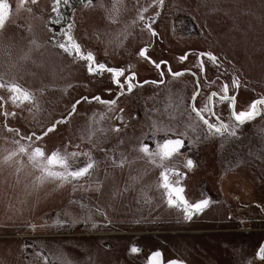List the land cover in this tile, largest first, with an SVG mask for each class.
I'll return each instance as SVG.
<instances>
[{
	"label": "rangeland",
	"instance_id": "rangeland-1",
	"mask_svg": "<svg viewBox=\"0 0 264 264\" xmlns=\"http://www.w3.org/2000/svg\"><path fill=\"white\" fill-rule=\"evenodd\" d=\"M55 13L64 16L57 39ZM66 33L82 53L93 54L92 63L123 69L118 78L123 89L135 74L132 90L121 93L114 73H89L88 61L60 48ZM179 72L184 74L173 75ZM0 77L24 84L35 97L21 106L9 99L7 122L0 100V264H144L147 254L160 248L167 259L189 264H264L256 251L264 237V208L253 204L259 199L264 206V105L259 116L239 125L231 100L215 96L212 108L229 125L223 135L210 131L191 110L194 100L219 126L206 110L211 91L224 95L227 84L237 112L264 98V0H164L162 5L158 0H61L59 5L38 0L26 6L15 0L0 33ZM160 80L164 83H152ZM98 93L116 103L92 100ZM0 94L9 97V90ZM53 124L55 130L42 139H23L41 136ZM233 129L235 136L229 135ZM173 136L187 144L164 165L186 169L185 160L195 154L201 165L188 174L187 184L195 196L206 183L221 199L206 215L213 222L180 221L177 207L172 212L164 202L159 158L152 163L139 150L147 143L155 152L162 139ZM20 146L29 152L39 146L46 155L86 153L74 158L73 167L89 159L97 165L78 180L41 179ZM10 153L16 155L5 161ZM224 161L236 168L223 170ZM236 213H247L263 229L248 236L186 231L239 224ZM138 245L144 251L137 255L131 249Z\"/></svg>",
	"mask_w": 264,
	"mask_h": 264
},
{
	"label": "snow or ice",
	"instance_id": "snow-or-ice-1",
	"mask_svg": "<svg viewBox=\"0 0 264 264\" xmlns=\"http://www.w3.org/2000/svg\"><path fill=\"white\" fill-rule=\"evenodd\" d=\"M25 0H21V3H24ZM37 0H31V3L35 4ZM69 0H63V3L67 4ZM88 3H91L92 0H87ZM158 2L162 5L164 0H158ZM61 3V0H56V4L59 5ZM31 9H29L30 11ZM58 11V9H56ZM10 4L9 0H0V33L3 32V30L6 27V24L10 21ZM141 19H144L143 16L140 17ZM71 27V26H70ZM148 27L151 29L152 25L149 24ZM67 36V43H61L59 45L60 48H62L65 52H68L69 54L75 53L77 56H79L81 59L88 61V71L89 73L97 72V71H108L115 74V77L117 78L115 82L117 84H120V87L123 89L124 85L120 83V80L118 79L120 76L124 74L123 69H113V68H106V66L103 63L100 64H94L92 63L94 61V56L91 52H88L86 54L81 52V47L78 42L74 41L73 37L71 35L65 34ZM153 35H156L155 31L153 30ZM69 44L71 45V48H69ZM141 56H145L147 54V49H142L139 53ZM208 58L216 62L217 58L211 54H206ZM28 54L25 53V55L22 57V59H28ZM157 68L160 67L159 64L156 65ZM169 71L171 69L169 68ZM183 72L179 73H173L174 76H181L183 75ZM163 76V73H161ZM135 74H132L128 77L127 80V90L130 92L132 88L135 86L132 83V80L134 79ZM147 83V82H146ZM152 83H164L163 80L160 81H153ZM234 86L238 87V82L233 81ZM0 88H8V90L12 93V96L10 99L13 103H16L17 101H20L21 103L28 101L32 102L35 97L33 94L26 88L21 87L18 83H12V84H5L3 82H0ZM224 95H220L218 99L220 101H232V116L236 122H238L239 125H243L246 121H251L255 117L259 116L260 113V107L261 105H264V98L256 99L252 101L250 108L248 110H241L239 112L235 111L236 106V97L234 95L228 94V85H224ZM198 95V93H197ZM216 93H212V96H215ZM212 96H209V102L211 103ZM2 99V98H0ZM83 99L87 100V97H84ZM92 99L101 101L102 103L112 105L115 104L116 101H102L99 96L93 97ZM195 99V97H194ZM79 103V101L77 102ZM75 108V105L73 106ZM193 112H195L196 116L199 117L200 120L203 121L205 125H207L208 129L210 131H214L216 134L223 135L225 132H228L229 125L223 123L221 121L220 125L217 126L215 123H211L208 119L205 118L203 115V110L198 109L193 105L192 108ZM206 110L208 112H212V108L209 106H206ZM5 115H8L5 113ZM12 115H15V113H12ZM59 123V122H57ZM150 127L155 129L156 131H159V127L157 124L153 123ZM56 128V124H53L51 127H48L45 132L42 133L41 136H36L35 133H33L30 136L23 137V139L32 140L33 137L35 139L40 140L43 138V136H47L49 133L53 132ZM9 132H15L19 134L18 129L14 128H7ZM120 129L117 127L114 129V131H119ZM229 135L235 136L236 131L233 129ZM17 144H19V141H16ZM184 146V141L180 138H167L162 143L158 145V150L155 152H150L147 145L142 146L139 150L142 153H145L148 155L149 159L152 163H156V159L159 158L161 162V166L163 165V162L166 160L172 159L174 156L180 153L181 149ZM19 153H24L27 155L28 161L31 163V165L34 168L40 169L42 172L41 179L47 178L52 180H58V181H68V180H78L82 177L89 176L91 174V170L94 168L95 161L92 159H89V161L84 164L81 167H73L72 161L74 160L77 155H87L86 153H76V152H62L60 150L52 151L51 153L47 154L45 153V150L39 146L34 147L31 152L28 151L23 146L19 147ZM16 155V153H10L9 156L5 157V161L10 160L12 156ZM124 161H121V165H123ZM187 167L191 168L193 167V161L191 159L187 160ZM59 169V170H56ZM161 187L165 190V194L167 197V202L169 207H181L183 208L185 219H192V215L195 213H199L204 210L209 205V200L202 199L195 203H189V201L183 196L184 189L182 186L179 185V180L176 178L180 175V173L174 169L169 168L167 166H164V171L161 172ZM95 227V225H93ZM132 252L138 251L137 248L133 247L131 249ZM161 253L159 251L152 254V257L149 259L148 264H162V261L159 259L161 257ZM257 255L264 259V247H261L257 253ZM168 264H183V261L180 260H171L168 261Z\"/></svg>",
	"mask_w": 264,
	"mask_h": 264
},
{
	"label": "flooded vegetation",
	"instance_id": "flooded-vegetation-1",
	"mask_svg": "<svg viewBox=\"0 0 264 264\" xmlns=\"http://www.w3.org/2000/svg\"><path fill=\"white\" fill-rule=\"evenodd\" d=\"M28 1H31V0H25V2H24V6H26L27 5V2ZM37 2H38V0H37ZM9 4H10V11H11V14L15 11V0H9ZM66 7H67V5H66ZM68 9V8H67ZM67 9H65V10H63V11H66ZM61 11V10H60ZM11 16V15H10ZM53 17V22H52V25L54 26L55 24H56V26H54L55 28L53 29L54 30V32H55V34H54V37H55V39H57V38H62L61 37V35H62V33H63V26H59V24L61 23V20H63L62 18H64V16L63 15H56V13H55V15H52ZM65 20V19H64ZM72 19L70 18L69 20H66V23H69L70 21H71ZM64 22V21H63ZM60 36V37H59ZM54 39V40H55ZM122 77H123V75H122ZM125 80V79H124ZM0 82H3V83H5V84H12V83H18V82H15V81H7V80H5V79H3V78H1L0 77ZM21 87H23V88H26L25 86H24V84H22V83H18ZM0 89H4V91H6V90H8V88H0ZM26 89H28V88H26ZM121 93H127V90H125V89H122V92ZM212 93H216V97H219L221 94L220 93H218L217 91H211V93H210V95L209 96H212ZM12 96V93L9 91V97H5V95H2V94H0V98H2V99H0L1 101H2V105H3V107L4 108H2V110H3V113L5 114L6 113V111H5V109L7 108V102H8V100L10 99V97ZM34 96V95H33ZM97 96H99L100 98H101V100L102 101H106L99 93L97 94V95H95V96H93V97H97ZM215 96H212V100H211V108H212V104H213V102H214V99H215ZM92 97V98H93ZM11 100V99H10ZM92 100H94V101H96V102H98V100H95V99H92ZM12 101V100H11ZM34 101V100H33ZM25 102H28V101H25ZM25 102H23V103H21L20 101H17L16 103L18 104V105H20L21 106V104H24ZM101 102V101H100ZM30 103H32V102H30ZM193 104L191 105V110H192V108H193V105H195V101L193 100V102H192ZM231 114H232V101H231ZM237 100H236V106H235V111H237ZM212 116H214V118H215V120L216 121H218L219 123H221V121L223 122V123H225L226 124V122L224 121V119H222L221 117H219L217 114H216V112H215V109H213L212 108ZM193 111V110H192ZM12 112H15L14 110H12ZM203 115L205 116V118L207 119V114L206 113H204L203 112ZM4 118H5V121L7 122L8 120V116L7 115H5L4 116ZM68 118V117H67ZM67 118H66V120H67ZM232 118H233V116H232ZM234 119V118H233ZM66 120H64V121H66ZM212 123V122H211ZM207 126V125H206ZM228 132H229V130H228ZM228 132H225L226 134L228 133ZM167 138H181V137H179V136H177V137H166V139ZM181 139H183V138H181ZM165 139H162L161 141H160V143H162L163 141H164ZM184 140V139H183ZM187 143L185 142V140H184V146H183V148L181 149V151H183L184 150V147H185V145H186ZM145 145H147L148 146V148L149 149H151V147H152V144H147V143H145ZM180 151V152H181ZM178 155V154H177ZM189 159H191L192 161H193V167H191V168H189V167H187L186 166V169L185 168H183V167H181V166H169V165H167V167H169V168H174V169H176L179 173H180V175L178 176V177H176L178 180H179V185L180 186H182L183 187V189H184V192H183V196L189 201V203H195V202H198V201H200V200H202V199H207V200H209V205L206 207V208H204V210L203 211H201V212H199V213H195V214H193L192 215V219H190V220H188V219H185V215H184V211H183V208H181V207H177L176 208V210H179V212H178V214H179V216H180V221H182V222H184V223H189V222H196V221H204V222H213L214 220L213 219H211V220H208L207 218H206V215L211 211V210H213V208L214 207H216V206H218V204L221 202V199H219L217 196H216V193L214 192V191H212L211 190V188L209 187H207V184L206 183H203V184H201V190H199L198 191V193L194 196V193H192V191H190V187L188 186V184H187V179H188V174L189 173H193L194 171H197L198 170V168H200V165H201V163L199 164L198 162H197V158L195 157V154H191V155H189V157L185 160V163L187 164V160H189ZM94 161H95V164H94V167L97 165V161H96V159H94ZM84 164H86V163H81V164H79L78 166L79 167H81V166H83ZM223 164H225V166L223 167V170H225V171H232V170H234L235 168H236V166L234 165L233 167L230 165V163H228V162H223ZM81 165V166H80ZM163 165H164V162H163ZM165 166V165H164ZM164 166H161L160 167V174H161V172L162 171H164ZM159 177H160V179H159V182H158V184H159V186H161V175H159ZM158 190H160L159 188H158ZM163 194V193H162ZM230 196H232L233 197V195H232V193H231V195ZM163 199H164V202H166V203H168L167 202V197H166V194L164 195L163 194ZM254 204V206H256L257 208H259L260 210H263V208H264V206L262 205V203H261V201L259 200V199H257L256 200V202H254L253 203ZM244 208L246 207L247 208V210L246 211H244V212H247L250 208L248 207V205L247 206H243ZM170 209H172L171 207H170ZM176 210H174V208L171 210L172 212H176ZM248 213V212H247ZM247 213H236L235 215L237 216V218L239 219V221H240V223L239 224H233V222H235V221H233V222H231V221H229V223H230V225L228 224V226L227 227H223V228H220V227H214V228H209V227H203V228H198V229H196V228H192V229H189V230H186L187 232L188 231H195V232H198V233H200V234H204V233H214L215 231L216 232H224V233H237V232H240V233H242V234H244L245 236H248L249 234H251L253 231H259V229H263V228H258V227H255V224H253V221H252V218H250V216L247 214ZM229 216V217H228ZM227 217L229 218V219H232L233 217H234V214H232V213H230V215H228ZM235 220V219H234ZM175 233H179V232H175ZM153 234V233H152ZM133 247H135V248H137L138 249V251H136L135 253L138 255V254H142L143 253V251H144V248L141 246V245H138V246H133ZM261 247H264V237L262 238V240L259 242V245H258V247L256 248V251H257V253H258V251H259V249L261 248ZM157 251H159L162 255H161V257L159 258L161 261H162V264H166V263H168V261H171V260H180V261H184L186 264H189L188 263V261L185 259H181V258H179V257H171V259H167L166 258V255H165V252H164V250L162 249V248H160V249H155V250H152V251H150L148 254H147V257H146V259L144 258V264H148V262H149V259L152 257V254L153 253H155V252H157ZM257 257H258V259L259 260H261V261H264V259H261L258 255H257Z\"/></svg>",
	"mask_w": 264,
	"mask_h": 264
},
{
	"label": "water",
	"instance_id": "water-1",
	"mask_svg": "<svg viewBox=\"0 0 264 264\" xmlns=\"http://www.w3.org/2000/svg\"><path fill=\"white\" fill-rule=\"evenodd\" d=\"M181 139V138H180ZM183 140V139H182ZM184 141V140H183ZM166 264H168V263H166ZM183 264H186L184 261H183Z\"/></svg>",
	"mask_w": 264,
	"mask_h": 264
},
{
	"label": "bare ground",
	"instance_id": "bare-ground-1",
	"mask_svg": "<svg viewBox=\"0 0 264 264\" xmlns=\"http://www.w3.org/2000/svg\"><path fill=\"white\" fill-rule=\"evenodd\" d=\"M189 263V262H188Z\"/></svg>",
	"mask_w": 264,
	"mask_h": 264
}]
</instances>
